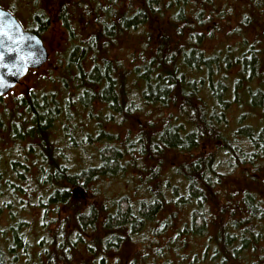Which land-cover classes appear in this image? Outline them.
Segmentation results:
<instances>
[{
  "label": "trees",
  "instance_id": "1",
  "mask_svg": "<svg viewBox=\"0 0 264 264\" xmlns=\"http://www.w3.org/2000/svg\"><path fill=\"white\" fill-rule=\"evenodd\" d=\"M0 6L67 33L0 98V264H264V0Z\"/></svg>",
  "mask_w": 264,
  "mask_h": 264
},
{
  "label": "water",
  "instance_id": "2",
  "mask_svg": "<svg viewBox=\"0 0 264 264\" xmlns=\"http://www.w3.org/2000/svg\"><path fill=\"white\" fill-rule=\"evenodd\" d=\"M48 57L41 37L25 29L11 11L0 6V98L30 70L41 68Z\"/></svg>",
  "mask_w": 264,
  "mask_h": 264
},
{
  "label": "rangeland",
  "instance_id": "3",
  "mask_svg": "<svg viewBox=\"0 0 264 264\" xmlns=\"http://www.w3.org/2000/svg\"><path fill=\"white\" fill-rule=\"evenodd\" d=\"M42 41L49 52L47 62L39 69L30 70L19 84L1 97L3 102L8 104V106H10V102H12L16 96L24 94L31 89L39 88L43 82H47V76L50 77V75H54L58 72L55 55L56 53L62 51L67 43V33L61 23L52 22L50 27L42 36ZM127 253H129L128 246L124 249L122 248L120 256L123 257L127 255Z\"/></svg>",
  "mask_w": 264,
  "mask_h": 264
}]
</instances>
